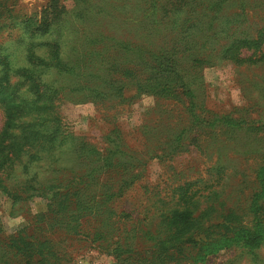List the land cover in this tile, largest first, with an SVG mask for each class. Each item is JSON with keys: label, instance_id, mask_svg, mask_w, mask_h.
<instances>
[{"label": "trees", "instance_id": "16d2710c", "mask_svg": "<svg viewBox=\"0 0 264 264\" xmlns=\"http://www.w3.org/2000/svg\"><path fill=\"white\" fill-rule=\"evenodd\" d=\"M261 60L264 0H44L31 15L0 0V192L46 198L37 221L114 264H208L231 248L258 263L264 122L210 104L203 70ZM146 96L124 130L118 116ZM66 103L113 126L93 142L70 129ZM228 153L258 159L239 170ZM2 233L0 264L71 261L46 234Z\"/></svg>", "mask_w": 264, "mask_h": 264}, {"label": "rangeland", "instance_id": "374dc122", "mask_svg": "<svg viewBox=\"0 0 264 264\" xmlns=\"http://www.w3.org/2000/svg\"><path fill=\"white\" fill-rule=\"evenodd\" d=\"M16 2L18 7H21L25 13L31 15L40 10L44 0H16ZM203 77L209 85L208 96L210 104H214L217 108L224 111L237 107L242 114H248L264 122V60L244 66L226 64L218 67H207L203 70ZM149 106L150 99L147 96L143 97L124 113L120 114L117 122L124 130L132 129ZM61 111L65 119L68 120L69 127L73 132L83 135L87 134L93 142H96L100 136L113 126L112 121L104 120L101 113L97 112L95 107L90 104L73 105L66 103L61 108ZM2 124L3 114L0 109V129ZM259 144L262 145L263 143ZM228 155L231 156L232 161L227 166H230L229 168L237 167L239 170L254 166L258 159L257 157L253 159L252 157L236 156L232 153H228ZM188 158L192 160V157ZM185 163L188 164L190 162ZM193 163L196 164V162ZM199 166L207 171L209 162L204 160L199 163ZM147 174L146 178L151 182L161 179V168L157 162L153 161L150 163ZM237 179V177L230 176V181L233 183H236ZM249 191L250 188L247 186L243 194H237L241 198L239 200L240 205L246 203L245 199ZM135 194L139 196L138 199H142L145 196L143 190H139ZM238 205H236L235 211L240 210ZM47 208L48 201L44 197L34 196L26 201H21L0 192V226L3 231L2 235H14L16 232L29 229V233L38 238L46 234L48 238L58 243L59 247L61 246V249L65 250L70 256L71 261L69 264L115 263L113 255L103 253L102 250L91 246L88 242L67 240L64 233L50 232L47 224L45 225L36 219L38 215L46 213ZM133 216L136 217V213ZM29 219H34L36 224L30 225ZM249 220L246 218L244 222L247 223ZM60 252L64 251L60 250ZM256 252L259 258V262L256 264H264V244ZM253 262L251 255L240 248L221 250L219 254L210 257L207 261L208 264H254Z\"/></svg>", "mask_w": 264, "mask_h": 264}]
</instances>
